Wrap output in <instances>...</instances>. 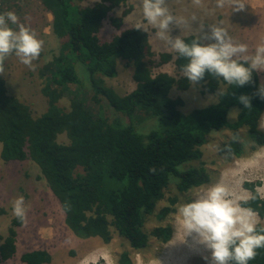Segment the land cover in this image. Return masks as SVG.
<instances>
[{
	"label": "trees",
	"instance_id": "trees-1",
	"mask_svg": "<svg viewBox=\"0 0 264 264\" xmlns=\"http://www.w3.org/2000/svg\"><path fill=\"white\" fill-rule=\"evenodd\" d=\"M39 1L52 16V32L61 41V53L39 71L40 93L48 107L34 116L10 93L5 61L0 65L1 158L33 161L60 204L66 227L77 238H98L106 245L118 233L123 248L129 250H124L118 263L132 264L130 252L147 250L150 236L161 241L171 238L172 227L164 220L187 202L182 194L200 189L215 176L216 171L202 163L203 147L212 133L228 130L233 135L219 149L223 157L245 156L246 143L252 151L264 147V132L259 128L264 100L255 95L258 74L254 72L252 81L242 87L206 75L195 85L200 93L215 94L227 85L224 95L212 105L184 113L180 109L184 101L171 98L170 91H187L192 84L182 75H154V68L168 63L171 54L162 53L156 64L148 33L132 28L109 42L100 41L105 21L122 28L132 7L120 17L112 12L128 0H99L88 7L80 5L82 0ZM193 38L194 34L184 39ZM119 61L133 69L136 82V88L124 95L105 82L116 75ZM186 62L176 53L179 74ZM241 95L252 98V108L238 102ZM67 96L69 108L60 105ZM90 99L96 111L89 107ZM105 104L113 109V118L107 116ZM233 108L238 115L231 123L227 117ZM151 120L156 126L142 131ZM242 130L245 141L236 139ZM61 135L69 144L59 142ZM248 186L251 197L241 206L264 218V199L256 187ZM21 225L18 218L12 221L9 236L0 244V264L17 253L15 229ZM21 260L24 264L53 261L43 249L25 252ZM249 264H264V248L257 249Z\"/></svg>",
	"mask_w": 264,
	"mask_h": 264
},
{
	"label": "rangeland",
	"instance_id": "rangeland-1",
	"mask_svg": "<svg viewBox=\"0 0 264 264\" xmlns=\"http://www.w3.org/2000/svg\"><path fill=\"white\" fill-rule=\"evenodd\" d=\"M97 2L99 0H82L80 5L83 7L94 6ZM244 2H246V7L242 11H235L230 5L218 8L216 7V0H201L199 5L194 4L193 0H167V6L174 16L187 21L188 27L183 29L184 38L192 34L197 37L204 29L206 31L207 27L218 25L226 28L229 35L236 42L247 44L249 51L252 52L257 44L264 42V0H244ZM129 7H132L131 12L124 17V24L120 30L114 28L110 20L104 22L99 33L101 42H109L122 31L136 28L138 24L146 25L142 16L140 0H128L124 5L114 8L112 16L120 17ZM0 8L3 13L5 10L7 12L14 11L20 18V22L29 26L36 32L37 37L44 41L39 58L33 61L34 67L22 64L14 54L9 55L4 60L6 65L4 72L11 83L12 90L10 93L28 105L34 116H41L47 110L48 102L40 93L41 79L39 71L43 69L45 64L52 61L54 56L61 53V41L52 32V16L45 12L39 0H0ZM150 31L153 34L155 32L154 29H150ZM170 35L173 37L182 35V30L173 27ZM150 43L152 46L151 51L154 53L153 60L156 61V64L159 63L162 53L171 54V60L168 63L154 68V75L167 73L179 78L181 74H179L175 65L176 53L163 41L151 39ZM132 74L133 69L126 67L123 61H119L116 75L107 78L105 80L106 85L121 95L128 94L136 88V82L133 80ZM257 74L260 85L264 82V72H257ZM226 88L227 85H221L218 91L224 92ZM217 92L202 95L199 88L191 85V88L187 91L173 88L170 91V97L173 99L181 98L185 104L180 109L184 113H189L194 109L216 103L219 99V97H216ZM69 100L70 96L65 97L60 105L69 108ZM94 103L92 99L89 100V107L96 111L97 107ZM105 107L108 110L107 116L113 118L115 116L113 109L107 104H105ZM236 109H231L227 117L231 123L237 120L238 110ZM154 125L156 126V121L151 120L142 126V131L148 130ZM243 133L244 130L238 132L237 135L239 136H236V139L245 141L246 136ZM232 137L233 135L228 130L210 135L208 144L203 147L202 163L204 167L212 172L214 170H218V173L221 171L222 180L220 182H223L229 189L234 182L238 185L248 181L256 188L264 185L263 150V155H260V158L262 157L261 161L258 155L260 152L249 157L253 152L249 143H246V152L243 157H223L219 154L220 147ZM59 142L69 144L66 135H61ZM1 149L2 145L0 143V212L4 210L3 213H0V244L9 236L12 221L17 219L12 211V202L23 196L26 209V222L15 229L17 232L15 238L17 253L4 264H24L21 256L25 252L37 249L48 251L53 259L52 264H57L58 260H61L58 264H70V262L71 264H119L120 255L129 250L123 248V241H119L118 233L113 236L110 245H104L98 239H77L66 227L60 204L48 188L46 180L43 176L40 177L41 173L38 166L31 160L6 162L1 158ZM235 167L238 169L237 173H244V177L229 176L228 170ZM221 177L216 180L218 181ZM215 178L212 174L211 179ZM196 191L191 190L186 194H182L183 199L189 202L196 195ZM260 195L264 197V193ZM165 223L170 224L172 227L173 239L170 244L171 247H175L172 252L164 257L165 250L163 248L156 252V249H159L158 245H154L149 251H142L141 255L133 251L130 252L132 264H209L204 257L210 256V252L207 251L206 255V249L201 245H199L201 250H193L198 245L195 237L187 236L181 226L182 221L176 214L169 215L164 220ZM155 240L153 238L151 241L155 242ZM90 250L94 256H90L85 261H79L81 257H84V253ZM193 254H199L198 261L190 259ZM102 255L105 256V261L99 258ZM172 255L174 256L171 260Z\"/></svg>",
	"mask_w": 264,
	"mask_h": 264
},
{
	"label": "clouds",
	"instance_id": "clouds-1",
	"mask_svg": "<svg viewBox=\"0 0 264 264\" xmlns=\"http://www.w3.org/2000/svg\"><path fill=\"white\" fill-rule=\"evenodd\" d=\"M193 3L199 5L201 0H193ZM226 5L232 6L235 11H242L246 7L244 0H216V7L224 8ZM140 7L146 25L138 24L136 28L148 33L149 40L165 42L187 61L181 65L180 73L192 85L200 83L207 75L222 78L228 85L242 87L252 81L254 72H264V42L257 44L254 51L250 52L247 44L236 42L226 28L218 25L207 27L206 31L204 29L199 36L186 42L183 29L188 27L187 21L171 13L167 0H140ZM2 13L0 8V65L14 54L22 64L34 67L33 61L39 58L44 41L29 26L20 22L14 11L5 10ZM173 27L180 28L182 35H170ZM150 29L155 30L154 34ZM223 95L220 90L216 97ZM255 95L264 100V82L259 85ZM251 99L248 95H241L238 102L248 109L252 108ZM259 128L264 132V114L259 121ZM262 148L258 147L251 154ZM214 171L216 178L203 185L208 186L200 187L189 202L179 205L176 215L182 221L181 226L187 236H194L196 243L210 252V257H204L209 264H249L256 256L257 249L264 248V227H258L257 213L250 207L241 206L238 197L220 182L221 171ZM218 177L221 178L217 181ZM256 193H264V185L257 187ZM12 211L22 223L26 222L23 196L12 202ZM153 238L155 242L151 241ZM153 238L150 236L147 250L158 245L156 252L163 248L166 253L173 234L168 241ZM90 239L98 238L80 240ZM135 252L141 255L142 251ZM99 258L106 259L104 255Z\"/></svg>",
	"mask_w": 264,
	"mask_h": 264
},
{
	"label": "crops",
	"instance_id": "crops-1",
	"mask_svg": "<svg viewBox=\"0 0 264 264\" xmlns=\"http://www.w3.org/2000/svg\"><path fill=\"white\" fill-rule=\"evenodd\" d=\"M132 3V2H131ZM246 3V2H245ZM133 4V3H132ZM251 5H252V3H251ZM134 6V5H133ZM134 8H135V6H134ZM187 37V36H186ZM264 151V148H262V149H259L258 151H256V152H254V153H257V152H260V153H258V155H259V160L261 161V159H262V157L260 158V155L263 153V151ZM253 153V154H254ZM252 155V154H251ZM251 155H249V157H252ZM263 155V154H262ZM248 168V167H247ZM237 167H235L234 169H229L228 170V174H229V176H231V177H236V176H241V177H244L243 175H244V173H241V174H239V173H237ZM253 178H255V177H253ZM239 186H240V188H239ZM230 190L234 193V195L236 196V197H238V202L241 204L242 202H245V201H247L250 197H251V191L249 190V188H248V184H247V182H244V183H242V184H238V185H236V182H234V184L230 187ZM256 220H257V223H258V225H262L263 227H264V218H261V217H259L258 216V214H257V217H256ZM168 249H167V251H166V253L164 254V257H167V254L168 253H171L172 252V249H174L175 247H171V244H169L168 245V247H167ZM201 250V248H200V246L199 245H197L193 250L194 251H197V250ZM205 254L207 255V250H206V252H205ZM198 255L199 254H193V255H191L190 256V259L192 258V259H194L195 261H198ZM90 256H94V254L91 252V250L89 251V252H87V253H84V257H81L80 259H79V261L80 260H82V261H85V260H87V258H89ZM173 256L174 255H172L171 256V260H172V258H173ZM207 257H210V256H208L207 255ZM60 261L61 260H58V262H57V264L58 263H60ZM80 263V262H79ZM163 263H165V261H163ZM209 263V262H208ZM70 264H71V262H70Z\"/></svg>",
	"mask_w": 264,
	"mask_h": 264
},
{
	"label": "bare ground",
	"instance_id": "bare-ground-1",
	"mask_svg": "<svg viewBox=\"0 0 264 264\" xmlns=\"http://www.w3.org/2000/svg\"><path fill=\"white\" fill-rule=\"evenodd\" d=\"M195 259V258H194ZM192 263V262H191Z\"/></svg>",
	"mask_w": 264,
	"mask_h": 264
}]
</instances>
